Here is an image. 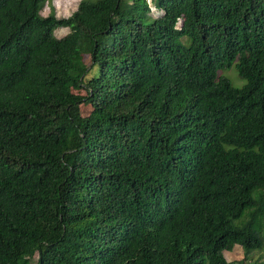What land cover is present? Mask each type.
<instances>
[{
  "label": "trees",
  "instance_id": "1",
  "mask_svg": "<svg viewBox=\"0 0 264 264\" xmlns=\"http://www.w3.org/2000/svg\"><path fill=\"white\" fill-rule=\"evenodd\" d=\"M47 1L0 0V264L263 250L264 0Z\"/></svg>",
  "mask_w": 264,
  "mask_h": 264
},
{
  "label": "rangeland",
  "instance_id": "2",
  "mask_svg": "<svg viewBox=\"0 0 264 264\" xmlns=\"http://www.w3.org/2000/svg\"><path fill=\"white\" fill-rule=\"evenodd\" d=\"M79 1L80 0H48L41 11V15L47 16L50 12H53L57 18L69 17L77 9ZM146 1L151 7V16L153 18L161 16V12L159 10H155L153 3L150 2L151 0ZM68 32V28H60L56 29L53 32V35L56 38H62ZM222 75L229 80L233 87L240 88L245 84V81L237 75L233 67L225 69L222 72ZM224 256L229 263L234 264H251L256 261L264 262V249L260 251H253V253H250L246 261H243V251L239 246H235L231 252H224Z\"/></svg>",
  "mask_w": 264,
  "mask_h": 264
}]
</instances>
